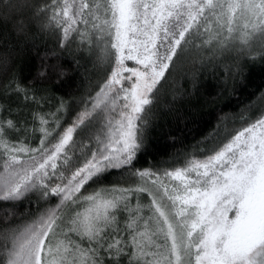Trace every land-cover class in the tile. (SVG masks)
I'll return each instance as SVG.
<instances>
[{
  "label": "snow or ice",
  "instance_id": "obj_1",
  "mask_svg": "<svg viewBox=\"0 0 264 264\" xmlns=\"http://www.w3.org/2000/svg\"><path fill=\"white\" fill-rule=\"evenodd\" d=\"M47 11L65 40L75 33L81 42L115 50L100 103L110 112L122 103L118 120L101 110L107 138L97 136L91 159L61 183L48 181L57 175L56 161L74 128H67L51 149L43 148V140L40 148L30 149L22 142L17 146L11 136L15 132L18 139L27 128L13 120L0 121V148L10 157L6 175L0 177V199L18 200L30 192L43 199L60 198L55 208L11 236L2 264H264V118L204 161L165 172L179 187L170 190L160 182L156 192L136 189L151 197L147 211L138 202L131 205L127 195L106 198L96 193L83 197L88 202L83 212L66 220L58 213L66 203L79 201L76 194L93 176L132 163L141 146L136 121L151 104L150 95L186 34L203 29L209 34L207 42L224 36L221 43L240 38L264 46V0H51ZM125 60L140 67H126ZM125 72L130 75L123 76ZM125 79L132 81L128 87L122 83ZM40 121L47 123L43 117ZM24 152H40L42 162L22 164L18 154ZM17 164L19 168L12 167ZM158 180L151 182L156 185Z\"/></svg>",
  "mask_w": 264,
  "mask_h": 264
},
{
  "label": "trees",
  "instance_id": "obj_2",
  "mask_svg": "<svg viewBox=\"0 0 264 264\" xmlns=\"http://www.w3.org/2000/svg\"><path fill=\"white\" fill-rule=\"evenodd\" d=\"M50 2L0 0V121L13 120L27 128L18 139L15 132L11 136L17 146L22 142L30 149L40 148L42 140L43 148L51 149L67 128H74L71 141L56 161L57 175L48 181L61 183L91 159V153L97 150V136L107 138L101 110L118 120L122 101L116 112L100 103L104 95L101 88L114 67L115 50L81 42L75 33L65 40L50 20ZM208 36L203 29L196 35L186 34L150 95L151 104L136 121L141 146L132 163L109 167L93 176L77 197L127 195L131 205L138 202L147 211L151 197L136 189L146 187L156 192L160 182L171 185L165 181L171 178L165 172L204 161L244 128L264 118V46L258 40L246 44L240 38L221 43L224 36L207 42ZM124 65L140 67L134 60H125ZM122 83L128 87L132 81L125 79ZM97 103L100 107L93 109ZM40 117L47 123L42 125ZM18 158L26 166L42 162L40 152L19 153ZM7 163L10 157L0 148V177L6 175ZM48 171L51 176V168ZM61 172L63 177L59 176ZM140 172L155 175L140 176ZM157 177L153 185L151 181ZM126 189L131 191L124 193ZM59 202V197L43 199L35 192L18 200L0 199V264L4 245H12L11 236L23 232ZM74 206L68 202L58 213L66 220L77 212ZM232 215L230 212L229 217ZM119 218L123 221L124 213Z\"/></svg>",
  "mask_w": 264,
  "mask_h": 264
},
{
  "label": "rangeland",
  "instance_id": "obj_3",
  "mask_svg": "<svg viewBox=\"0 0 264 264\" xmlns=\"http://www.w3.org/2000/svg\"><path fill=\"white\" fill-rule=\"evenodd\" d=\"M134 79H135V78H134ZM165 181H166V182L169 181L168 184H171V183H172V184L169 185V186L167 185V186L169 187L170 190H171L172 188H174V187H179V181H175V180H173V179H171V178H170V180H169V179H166ZM78 197H79L80 199H79V201H78L77 203H74V205H75L74 207H75V208H74V207H73V208L75 209V211L83 212V211H84V208H83V207H86V206H87V203H88L87 201H85V200L83 199V197H87V196H86V194H79ZM72 206H73V205H72ZM82 208H83V209H82ZM78 209H79V210H78Z\"/></svg>",
  "mask_w": 264,
  "mask_h": 264
}]
</instances>
